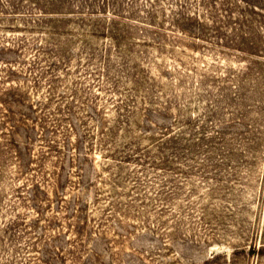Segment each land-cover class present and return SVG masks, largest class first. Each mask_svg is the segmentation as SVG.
<instances>
[{
    "label": "rangeland",
    "instance_id": "1",
    "mask_svg": "<svg viewBox=\"0 0 264 264\" xmlns=\"http://www.w3.org/2000/svg\"><path fill=\"white\" fill-rule=\"evenodd\" d=\"M0 264H264V0H0Z\"/></svg>",
    "mask_w": 264,
    "mask_h": 264
}]
</instances>
